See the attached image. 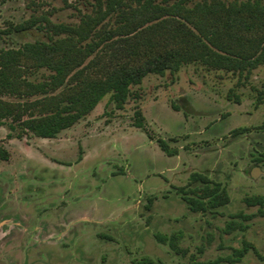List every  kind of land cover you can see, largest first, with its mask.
Returning a JSON list of instances; mask_svg holds the SVG:
<instances>
[{
    "label": "rangeland",
    "instance_id": "374dc122",
    "mask_svg": "<svg viewBox=\"0 0 264 264\" xmlns=\"http://www.w3.org/2000/svg\"><path fill=\"white\" fill-rule=\"evenodd\" d=\"M93 2L4 0L0 30L41 15L77 23ZM104 23L114 26V16ZM44 38L36 27L1 32L0 47ZM263 89V65L245 78L187 63L174 74H147L122 108L105 94L53 138L17 134L2 119L0 264H133L144 256L151 264H194L232 256L243 241L258 254L250 248L221 264H264ZM193 172L220 183L229 201L191 210L184 197L202 185L190 181ZM252 195L263 205H247Z\"/></svg>",
    "mask_w": 264,
    "mask_h": 264
},
{
    "label": "trees",
    "instance_id": "16d2710c",
    "mask_svg": "<svg viewBox=\"0 0 264 264\" xmlns=\"http://www.w3.org/2000/svg\"><path fill=\"white\" fill-rule=\"evenodd\" d=\"M111 16L115 24L106 27L104 20ZM33 27L45 38L16 48L0 47V122L10 118L9 129L17 134L53 138L88 114L107 93L115 107L122 108L132 94L131 86L149 73L174 74L184 64L201 63L246 78L264 66V0H94L91 13L81 14L77 23L31 16L10 23L0 34ZM32 69L48 74L32 81L25 75ZM5 94L41 96L14 102L2 99ZM135 122L142 125L140 119ZM160 145L167 150L163 141ZM190 176V181L202 183L191 189L193 196L184 197L191 210L229 201L220 183L196 172ZM244 200L247 205H263L261 195ZM169 239L175 247L174 237ZM250 248L258 254L243 241L232 256L194 264L236 262ZM151 262L146 256L133 260V264Z\"/></svg>",
    "mask_w": 264,
    "mask_h": 264
}]
</instances>
